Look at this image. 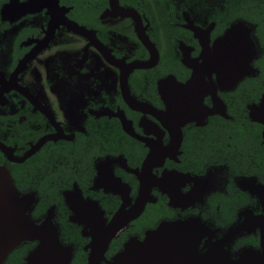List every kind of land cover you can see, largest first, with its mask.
Segmentation results:
<instances>
[{"label":"flooded vegetation","instance_id":"af4514ba","mask_svg":"<svg viewBox=\"0 0 264 264\" xmlns=\"http://www.w3.org/2000/svg\"><path fill=\"white\" fill-rule=\"evenodd\" d=\"M203 58H215L218 71L225 66L226 80L234 66L227 59H249L255 72L221 86L208 73L211 93L200 100V90L183 85ZM263 96L264 0H0V165L37 198L34 187L52 176L68 185L61 199L76 183L107 222L126 211L106 260L162 222L187 219L215 238L246 220L228 249L259 248L254 217H264V204L240 186L264 192V125L250 118ZM215 100L225 116L204 117ZM151 152L143 188L133 170L141 172ZM97 169L122 185L93 188ZM82 238L68 243L73 257Z\"/></svg>","mask_w":264,"mask_h":264},{"label":"water","instance_id":"95a60500","mask_svg":"<svg viewBox=\"0 0 264 264\" xmlns=\"http://www.w3.org/2000/svg\"><path fill=\"white\" fill-rule=\"evenodd\" d=\"M229 34L227 33L224 38H229ZM220 60L221 64H224V58ZM214 61L215 58H203L201 64L194 63L192 76L183 85L189 93L191 89L197 88L196 93H200L198 92L200 90L202 92L200 100L203 94L211 93L204 79V76L209 77L208 73L215 72L221 86L234 84L245 73L249 75L255 72L248 64L249 59H227V64L230 61L234 66H230L233 69H231V79L226 80L225 73L222 72L225 66L218 71ZM220 77L225 80H219ZM208 82L212 84V81ZM164 83L165 81L158 83V90L161 98L167 101L169 94H166L167 87L163 88ZM211 89L214 87L212 86ZM191 97L194 101L197 99L195 96ZM173 106L177 107L178 104ZM261 108H264V96L258 107H251L250 118L264 125V111H258ZM177 113L186 117L190 112L186 105L183 111ZM215 113L225 116L224 104L219 100H215L214 106L205 111L204 117ZM262 134L264 141V129ZM178 139H181L180 131H178ZM35 148L28 152L27 156L35 151ZM154 156L152 152L149 154L141 172L133 170L139 176L143 188H147L146 184L149 182V178L145 177L146 166ZM97 173L93 188L98 185L103 186L99 184L100 181L114 182L116 186L117 182L120 183L118 178H112L110 170L97 169ZM240 187L259 196L264 204V192L261 191V187L253 183ZM106 190L115 192L113 188ZM62 199L69 211V222L79 226L80 235L88 239L82 247L86 253L85 264H101L104 260L106 264H264L263 216L254 217L255 225L260 230V245L257 249L243 248L234 255L228 249L233 239L240 236L246 228V220L239 221L220 238H215V231L203 222L198 219H187L162 222L158 228L147 231L142 240L132 238L125 242L119 251L106 260L105 252L108 244L127 221L128 213L121 209L111 221L107 222L98 203L84 197L76 183L70 189L62 191ZM37 201L35 193L20 191L9 171L0 165V264H3L15 249L28 243H32L33 246L26 251L21 264H71L74 247L60 237L58 224L54 219L55 206H49L42 217L36 219L32 216V211Z\"/></svg>","mask_w":264,"mask_h":264},{"label":"trees","instance_id":"16d2710c","mask_svg":"<svg viewBox=\"0 0 264 264\" xmlns=\"http://www.w3.org/2000/svg\"><path fill=\"white\" fill-rule=\"evenodd\" d=\"M53 180L52 176L49 177L47 181H43L40 186L34 187L38 193V203L35 205V208L32 212L33 215H37L41 212H44L47 206L51 204H58L56 210L55 221L59 224L60 237L66 243L76 244L80 239L79 228L68 222L66 219V214L68 210L66 206L62 203L60 191L63 190L68 185L61 182L54 181V184L51 183ZM84 241L85 239L82 238ZM32 243L24 244L17 249H15L6 259L3 264H21L22 256L25 251L31 246ZM84 253L81 247L77 248L75 256L73 257L71 264H84Z\"/></svg>","mask_w":264,"mask_h":264}]
</instances>
